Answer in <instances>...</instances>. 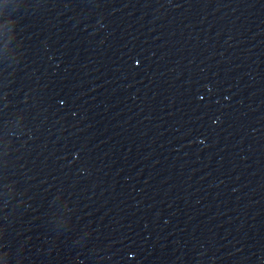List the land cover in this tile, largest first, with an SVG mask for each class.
<instances>
[{
  "label": "water",
  "instance_id": "obj_1",
  "mask_svg": "<svg viewBox=\"0 0 264 264\" xmlns=\"http://www.w3.org/2000/svg\"><path fill=\"white\" fill-rule=\"evenodd\" d=\"M0 264H264V0H0Z\"/></svg>",
  "mask_w": 264,
  "mask_h": 264
}]
</instances>
